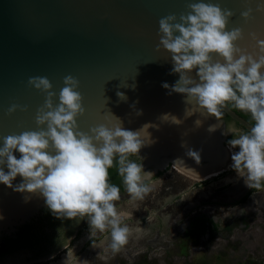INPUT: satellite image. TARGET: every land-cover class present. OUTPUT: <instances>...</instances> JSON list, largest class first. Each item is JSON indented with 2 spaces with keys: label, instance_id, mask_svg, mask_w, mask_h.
<instances>
[{
  "label": "clouds",
  "instance_id": "obj_1",
  "mask_svg": "<svg viewBox=\"0 0 264 264\" xmlns=\"http://www.w3.org/2000/svg\"><path fill=\"white\" fill-rule=\"evenodd\" d=\"M187 9L178 21L175 13L158 21L160 39L156 50L162 48L170 54V74L179 77L173 84L162 82L161 86L168 95H183L185 118L198 110L215 117L217 123L209 125V133L221 127L218 122L229 105L250 115L252 123L247 131L230 126L223 134H231L226 141L230 168L248 188L260 190L264 188V32H250L253 43L242 47L238 41L244 39L243 29H226L234 14L231 9L205 0L189 2ZM253 11L248 7L241 17L247 21ZM255 11L264 13V0H257ZM27 83L45 94L44 103L35 113L36 130L3 137L0 184L14 192L43 197L46 207L58 218L87 219L90 235L110 230V248L118 252L128 242L129 228L117 210L121 189L110 183L109 170L117 168L132 200H143L153 191L155 185L147 181L154 174L144 170V157L139 155L142 147L154 142L147 131L152 125L128 130L117 117L119 123L80 131L77 117L85 109L76 77L63 78L58 103H54L57 93L51 91L47 77H29ZM117 95L126 99L123 93ZM27 107L13 103L7 114L17 109L27 111ZM160 119L182 123L170 114ZM194 123L196 127L202 125L200 119ZM201 151L189 148L186 155L199 164ZM17 177L20 182L13 184Z\"/></svg>",
  "mask_w": 264,
  "mask_h": 264
},
{
  "label": "water",
  "instance_id": "obj_2",
  "mask_svg": "<svg viewBox=\"0 0 264 264\" xmlns=\"http://www.w3.org/2000/svg\"><path fill=\"white\" fill-rule=\"evenodd\" d=\"M189 2L195 0H0V145L3 137L37 128L34 117L45 94L27 83L29 77H47L51 91L57 93L54 103H58L63 78L72 75L80 82L77 90L85 109L77 117L80 131L88 132L99 124L119 123L117 117L128 130L136 131L150 124L147 131L154 142L142 147L139 153L144 157V170L179 166L170 153L163 155L161 166H156L150 163L148 153L203 115L217 123L215 117L202 114V110L185 118L187 106L183 95H168V90L161 86L162 82L171 85L179 77L170 74V54L162 48L156 50L160 39L158 21L173 13L178 21L181 13H187ZM205 2L233 11L226 29H243L240 46L253 43L250 32H264V13L255 11L257 0ZM248 7L254 11L245 21L241 12ZM118 92L126 99H121ZM13 103L27 105V111L17 109L7 114ZM137 111L141 114L137 115ZM223 111L248 130L251 123L230 106ZM163 114L174 115L182 123L162 121ZM218 123L221 127L217 129L216 143L224 152L228 148L223 134L226 123L224 119ZM207 162L208 159L201 158L199 164ZM207 169L217 170L213 177L228 170L221 162ZM19 182L17 177L13 184ZM242 188L236 189L238 194H242ZM25 196L29 197L27 201ZM46 208L43 197L14 192L0 184V238L36 220Z\"/></svg>",
  "mask_w": 264,
  "mask_h": 264
},
{
  "label": "rangeland",
  "instance_id": "obj_3",
  "mask_svg": "<svg viewBox=\"0 0 264 264\" xmlns=\"http://www.w3.org/2000/svg\"><path fill=\"white\" fill-rule=\"evenodd\" d=\"M230 126L242 130L229 120L226 132ZM223 153L230 165L229 149ZM213 170L193 164L150 169L153 191L143 200L125 192L116 202L129 228L118 252L110 248V230L90 235L85 219L52 257L34 260L32 248L19 244L0 251V264H264V188L249 193L230 166L215 177ZM196 220L203 230L196 229ZM21 257L25 262H15Z\"/></svg>",
  "mask_w": 264,
  "mask_h": 264
},
{
  "label": "flooded vegetation",
  "instance_id": "obj_4",
  "mask_svg": "<svg viewBox=\"0 0 264 264\" xmlns=\"http://www.w3.org/2000/svg\"><path fill=\"white\" fill-rule=\"evenodd\" d=\"M224 121L225 123L227 122L225 119ZM240 128L244 131L242 127ZM133 157L136 158V160L138 161V158L136 156ZM167 167H171V166L168 165ZM171 168L175 169V167H171ZM255 190L257 189H250V188L247 189L249 193ZM124 193L125 190L121 192V195ZM47 210L48 208L44 209L38 215V218L36 220L18 226L14 233L3 234L0 238L1 253H6L11 248H14L16 245L22 244V245L30 246L32 248L31 251L32 256L30 257H32L34 260H40L43 259L44 257L49 258V255L53 256L58 251L57 248L62 244L66 236L70 232H72L76 226H78L85 220V219L79 220L78 218L77 219L65 218L62 221H59L57 224L52 225L50 223V217L52 216L51 215L52 212H47ZM194 224L197 225L196 229H198L199 231L203 230L204 227L203 222L197 224V220H196ZM24 237H27V239H25ZM25 260L26 257H21L18 258V260L16 261H20L22 263L23 261L25 262Z\"/></svg>",
  "mask_w": 264,
  "mask_h": 264
},
{
  "label": "bare ground",
  "instance_id": "obj_5",
  "mask_svg": "<svg viewBox=\"0 0 264 264\" xmlns=\"http://www.w3.org/2000/svg\"><path fill=\"white\" fill-rule=\"evenodd\" d=\"M199 119L202 121L200 127H196L193 122L180 131L175 138L168 139L166 142L148 153L150 163H153L156 166H161L165 160V156L163 155L170 153L174 158V161L180 166L193 164L199 169L208 170L207 168L221 162L224 164L225 168H228L230 165L225 164L224 153L217 147V129L214 132L209 133L207 129L209 125H212L213 123L206 118V115H203ZM189 148L193 150L202 149L201 158L208 159V162L206 164H197L192 158L186 155ZM215 171L217 170H213L214 174L217 173Z\"/></svg>",
  "mask_w": 264,
  "mask_h": 264
},
{
  "label": "trees",
  "instance_id": "obj_6",
  "mask_svg": "<svg viewBox=\"0 0 264 264\" xmlns=\"http://www.w3.org/2000/svg\"><path fill=\"white\" fill-rule=\"evenodd\" d=\"M230 106V105H229ZM231 107V106H230ZM234 111H236L239 115H241L242 117H244L247 121H249L250 123H252L251 121V117L249 114L247 113H244V112H241L240 110L238 109H235L233 107H231ZM222 119H225L226 121H229L231 120V118L223 111V116H222ZM237 126L239 127H242L240 126L239 124L236 123ZM243 128V127H242ZM244 129V128H243ZM244 131H247L244 129ZM230 139V138H228ZM226 143V142H225ZM132 159L136 160V158L134 157H131ZM138 162V161H137ZM109 173H110V183H113V184H116L120 187L121 189V192L124 191V186H123V183H122V179L121 177L118 175V172H117V168L114 166L112 169L109 170ZM47 209V208H46ZM47 212H51L49 209L47 210ZM51 217H50V223L52 225H55L57 224L59 221H62L63 219L65 218H58L56 216H54L52 213H51ZM25 239H27V237H24Z\"/></svg>",
  "mask_w": 264,
  "mask_h": 264
}]
</instances>
